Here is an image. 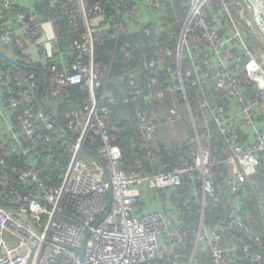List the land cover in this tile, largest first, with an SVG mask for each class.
<instances>
[{"label":"built area","instance_id":"obj_1","mask_svg":"<svg viewBox=\"0 0 264 264\" xmlns=\"http://www.w3.org/2000/svg\"><path fill=\"white\" fill-rule=\"evenodd\" d=\"M33 1L0 0L1 44L10 48L28 45L29 60L34 63L27 67L46 76L55 101L68 85H80L87 98L82 110L69 115V127L76 137H67L71 160L60 186H46L33 160L15 173L17 184L23 188L8 191L9 181L0 171V264H134L160 258L177 244L187 246V231L170 228L163 213L148 210L142 199L145 189L151 192L176 188L186 178L192 188L198 180L203 209L207 205L216 207L218 190L222 188L216 173L220 165L225 169L220 180L234 195L257 174L260 166L264 167V48L257 46L254 50V43L245 32V22L250 26L244 17L245 6L239 4L240 17H236L226 0H190L185 20L175 33L173 59L160 61L170 50L158 43L154 57L144 64L150 76L149 90L144 93L139 83L127 81L130 92L120 99L137 105L134 117L144 149L151 148L150 141L159 133L161 124L185 119L177 109L179 102L186 105L189 117L185 121L193 133L192 147L184 152L186 165L170 169L164 164L158 173L145 174L127 172L121 167L122 150L116 143V127H109L108 121L116 97L106 87L105 66L97 61L95 49L112 29L118 40L133 24L150 22L153 11L163 7L162 0H120V8L111 18L100 2L48 0L50 7L60 12L56 19L66 20L72 28L81 27L82 32L72 43L75 53L71 61L69 51L58 46L55 19L40 20L18 10L20 6H32ZM217 2L231 27L223 35L218 28L210 27L206 16V10H213ZM146 33L149 38L152 36L151 29ZM193 42L204 45L209 55L199 58ZM115 50L128 58L131 55L129 43ZM161 66L169 77L166 86L155 76ZM15 68L0 69V89L7 90L13 78L25 86L14 96L3 98L0 94V135L8 133L17 142L11 151L21 158L30 152L23 139L34 140L40 130H59L45 98L36 95L39 87L33 75L25 76L26 66ZM187 88L193 89L194 98H189ZM177 93L179 98L174 99L162 119L161 113L148 106ZM31 100L37 102V107L26 109L16 124L12 110ZM95 134L99 138H94ZM87 140L101 146L92 151L85 146ZM86 152L96 159L91 160ZM241 203L237 198L238 209L230 213L229 225L219 223L207 228L200 221L185 264L203 261L197 254L200 245L210 254V264H230L231 255L238 249L244 253L241 259L249 257V264L264 263L263 253L254 250L257 242H263L264 227L257 229L247 223L239 211ZM234 227L244 235H252L254 240L236 235L233 245L226 247L223 233ZM86 240L82 261L76 249L81 250ZM180 258L176 254L173 264H183Z\"/></svg>","mask_w":264,"mask_h":264},{"label":"trees","instance_id":"obj_2","mask_svg":"<svg viewBox=\"0 0 264 264\" xmlns=\"http://www.w3.org/2000/svg\"><path fill=\"white\" fill-rule=\"evenodd\" d=\"M227 1V0H226ZM236 17H240L237 8L240 4H244L243 0H228ZM227 1V2H228ZM89 4L93 2H100L105 6L108 17H114L117 10L120 8V0H87ZM190 0H162L163 7L158 11H153V18L150 22H141L133 24L128 33H124L118 40H116L115 29L108 32L103 43L99 44L95 49L97 61L101 62L104 68V74L107 77L106 87L112 91V95L116 97V103L111 106L109 113V127H116V143L122 150L121 167L127 172H140L145 174H156L160 171L159 166L168 165L170 169L184 166L188 160L184 157V152L192 147L191 138L193 133L189 136H184L180 140L174 138L162 139L160 132L150 141L151 148L144 149L142 147L143 136L138 126V121L134 117L136 110L135 102L124 103L120 96L130 92L127 81L133 80L136 85L139 83L140 89L149 90L150 76L145 72L144 64L154 57L157 52L158 43L169 48L170 54H165L160 57L162 62L164 58L172 60L174 57L176 32L180 30L181 24L184 22L187 10L189 8ZM218 4V5H217ZM216 7L206 10L207 21L212 28H218L220 34L229 33L231 27L227 20V15L223 13L219 3ZM134 11V6L130 7ZM246 8V7H245ZM139 9V8H138ZM18 10L26 14H34L40 20L55 19V27L57 29V43L61 50L69 51V61L72 60L75 50L73 48V40L78 38L80 28H72L66 20L56 19L60 12L53 9L49 5L48 0H34L32 6H20ZM246 12H248L246 8ZM249 13V12H248ZM172 25L173 29L168 30V26ZM245 32L250 36L254 43V50L257 46L264 48V36L254 28H251L245 22ZM165 27V28H164ZM163 28V29H161ZM152 30V36H147L146 30ZM249 31H252L250 33ZM261 36V37H260ZM124 43L130 44V57H125L121 51L115 50L116 47L122 46ZM193 48L199 58L209 55V51L205 46L197 45L193 42ZM0 50L8 53L17 59L21 65L26 66L23 72L27 78L31 75L39 87L36 90L38 98H45L49 108L55 116V122L65 132L59 131H44L35 136L34 140L23 139L24 147L29 148L30 152L23 157H18L11 148L16 145L8 133L3 136L0 135V171L4 172L2 175L9 181L8 191L15 188H23L17 184V173L20 169H25L30 161H35L40 170L42 179L48 187H58L62 183L63 171L68 167L71 154L69 153V140L67 137L74 139L76 133L69 127V115L74 111H80L84 108V103L87 98V92L80 85H68L61 89L60 98L55 101L52 98V85L47 83L46 76L37 69H31L34 62H31L28 55V45L21 48L3 46L0 42ZM40 68V63L36 64ZM0 69L15 70L16 68L9 62L0 58ZM156 77L163 85L169 84V77L164 68L156 72ZM117 85V86H116ZM25 86L18 83L14 78L9 82L7 90L0 89L1 97L16 95ZM27 88V87H26ZM152 88H157L152 85ZM189 98H194L195 93L192 88H187ZM170 95L164 100H154L153 104L148 105L154 111L161 113V119L166 114L170 106L173 105L174 99H178V93ZM180 101V100H179ZM144 105V109L146 105ZM37 102L31 100L26 104L20 105L18 108L12 110V117L15 123L18 122V117L29 108H36ZM148 110V109H147ZM186 123V121H185ZM186 125H188L186 123ZM189 126V125H188ZM94 138H99L95 134ZM85 146L92 151H97L101 144L93 145L90 140L85 142ZM86 154L93 158L96 157L91 152ZM84 157H87L84 155ZM141 162V165L138 163ZM225 171L222 165L216 169L218 182L222 188L218 190V202L216 207L205 206L201 202V184L197 180L195 186L190 188L187 183V178L183 185L176 188H165L158 191H151V209L163 213L170 221V228L179 229L182 232H188L189 243L187 246L177 244L172 246L169 252H165L160 258L150 262H139L134 264H173V257L180 254L182 263H187L189 256L191 242L195 238L196 230L199 223L203 220V224L207 228H212L215 224L229 225V215L238 207L235 206V201L240 198V213L246 218L247 223L253 228L262 229L264 227V167L260 166L259 171L255 176L250 178L244 185L243 189L236 195L232 194L228 188L220 180V173ZM0 174V177H2ZM26 190L24 189V192ZM236 235H243L247 240H254L252 235H244V233L234 227L227 228L223 233V244L226 247L233 245ZM167 243V242H165ZM254 250L262 252L264 256V239L260 244L254 245ZM198 256H201L203 261L198 264H210L211 256L205 246L200 245L197 251ZM244 253L238 249L231 255L230 264H249L250 259L246 257L241 259ZM196 263V262H195ZM194 263V264H195ZM197 264V263H196ZM264 264V263H263Z\"/></svg>","mask_w":264,"mask_h":264},{"label":"water","instance_id":"obj_3","mask_svg":"<svg viewBox=\"0 0 264 264\" xmlns=\"http://www.w3.org/2000/svg\"><path fill=\"white\" fill-rule=\"evenodd\" d=\"M243 1L246 5L248 11H249L251 18L253 19L256 26L259 28V30L264 35V0H261L262 1L261 6L259 5L260 4L259 0H243ZM0 58L9 62L14 67L23 68V66L21 65V63L17 59H15L11 55L3 52L2 50H0ZM45 108L49 109L48 106L47 107L45 106ZM46 109H44V111L48 112L49 110L47 111ZM55 126L59 131H61V133L65 134V132L57 125V123L55 124ZM86 245H87V240L84 243L81 250L76 249V252L78 253V255L82 261H84V259H85Z\"/></svg>","mask_w":264,"mask_h":264},{"label":"rangeland","instance_id":"obj_4","mask_svg":"<svg viewBox=\"0 0 264 264\" xmlns=\"http://www.w3.org/2000/svg\"><path fill=\"white\" fill-rule=\"evenodd\" d=\"M228 1V0H227ZM229 3V1H228ZM230 4V3H229ZM240 3H237V5H239ZM233 12V10H232ZM234 14V12H233ZM244 17L247 19L249 25L255 29V31L257 30L258 33L263 34L259 28L256 26L255 22L253 21V19L251 18L250 14L248 12H246V14L244 15ZM261 37V36H260ZM170 100H172V96L170 95L169 97ZM177 109L179 112H181L184 116L185 119L181 120V121H177L170 125L169 130L167 132H163V135H165L167 138H174V139H178L180 140L182 137L184 136H189L190 132H192V128L190 127V125H186L185 120H188L189 114L186 108V105L184 102H179L177 104ZM91 160H93V158H91Z\"/></svg>","mask_w":264,"mask_h":264},{"label":"crops","instance_id":"obj_5","mask_svg":"<svg viewBox=\"0 0 264 264\" xmlns=\"http://www.w3.org/2000/svg\"><path fill=\"white\" fill-rule=\"evenodd\" d=\"M168 127H170V125H168V124H166V123H163V124H161V125L159 126L160 137H161L162 139H166V138H167L165 135H163V132H167V131L169 130ZM145 191H146V192H145V194H144V197H142V199H145V204H147V206H148V210H151V204H152V203L149 202L148 198H150V200H151V196H152V195H151V192H150L148 189H146Z\"/></svg>","mask_w":264,"mask_h":264},{"label":"clouds","instance_id":"obj_6","mask_svg":"<svg viewBox=\"0 0 264 264\" xmlns=\"http://www.w3.org/2000/svg\"><path fill=\"white\" fill-rule=\"evenodd\" d=\"M244 4H245V3H244ZM245 7H246V5H245ZM246 8H247V7H246ZM247 10H248V9H247ZM248 12H249V11H248ZM263 36H264V35H263ZM7 54H8V53H7ZM146 189H147V188H146ZM146 189H145V190H146ZM145 192H146V191H145ZM145 192H144V194H145ZM142 197H144V195H143ZM143 200L145 201V199H143Z\"/></svg>","mask_w":264,"mask_h":264},{"label":"bare ground","instance_id":"obj_7","mask_svg":"<svg viewBox=\"0 0 264 264\" xmlns=\"http://www.w3.org/2000/svg\"><path fill=\"white\" fill-rule=\"evenodd\" d=\"M259 2H260V4H259V5L261 6V2H262V1H261V0H259Z\"/></svg>","mask_w":264,"mask_h":264}]
</instances>
